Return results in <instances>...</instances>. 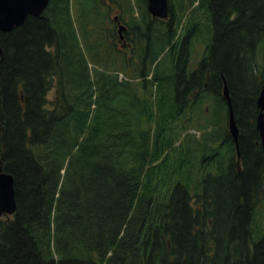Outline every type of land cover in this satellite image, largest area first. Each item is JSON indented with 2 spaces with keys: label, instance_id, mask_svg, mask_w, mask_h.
Masks as SVG:
<instances>
[{
  "label": "trees",
  "instance_id": "1",
  "mask_svg": "<svg viewBox=\"0 0 264 264\" xmlns=\"http://www.w3.org/2000/svg\"><path fill=\"white\" fill-rule=\"evenodd\" d=\"M98 1L49 0L0 30V169L16 199L0 264H264V0H169L163 19L146 0L109 16Z\"/></svg>",
  "mask_w": 264,
  "mask_h": 264
},
{
  "label": "water",
  "instance_id": "2",
  "mask_svg": "<svg viewBox=\"0 0 264 264\" xmlns=\"http://www.w3.org/2000/svg\"><path fill=\"white\" fill-rule=\"evenodd\" d=\"M48 1L49 0H0V30L8 31L14 26L22 24L29 14L41 15ZM168 6V0H147V9L154 16L167 17L169 12ZM123 27L124 25H119L118 31L121 32V28ZM222 94L228 107V131L235 142V148L239 156V129L234 118L231 97L225 78L223 79ZM257 105L259 107L257 127L259 129L261 143L264 147V82L257 96ZM15 209L16 199L13 176L11 173L0 169V215L2 213H12Z\"/></svg>",
  "mask_w": 264,
  "mask_h": 264
},
{
  "label": "rangeland",
  "instance_id": "3",
  "mask_svg": "<svg viewBox=\"0 0 264 264\" xmlns=\"http://www.w3.org/2000/svg\"><path fill=\"white\" fill-rule=\"evenodd\" d=\"M196 1V0H195ZM74 2V1H73ZM107 4H109V5H107ZM124 4V3H123ZM117 5H119L118 4V0H104L103 1V4H101V2L100 1H98L97 3H96V7L97 8H99V7H101V10L103 9V11L104 12H106V10L108 9V12L107 13H104V12H102L104 15H106V16H109V14L110 15H113L114 14V12H116V11H118V6ZM83 6H85L84 5V3H83ZM87 6L88 7H90V3H88L87 4ZM87 6H85V7H87ZM137 8H136V6L134 5L133 6V14H135V10H136ZM76 12H77V8H76ZM99 20H101V19H97V21L96 22H99ZM77 23H78V20H77ZM79 24V23H78ZM87 26L88 27H90V29L92 28V27H95V24L92 22V21H90L89 20V23L87 24ZM98 26H100L99 24H97V28H99ZM97 32H98V30H91V34H97ZM80 36V35H79ZM94 39H95V37H93ZM106 36H105V40H106ZM83 36H80V42H83ZM96 40V39H95ZM100 40H101V38H100ZM112 40V39H111ZM110 40V41H111ZM97 41H98V37H97ZM116 42H117V44H115L117 47H120L121 46V40H116ZM198 47V49H200V47L201 46H197ZM122 50H124V51H126V53H127V55H130V49L128 48V46L127 45H124V46H122V47H120ZM263 60H264V52H263V50L261 49V50H259V52H258V63H257V65H256V70H255V72L257 73V75L259 76V77H261V75H262V67H263ZM95 64H93L92 62L89 64L90 65V67H91V69L92 70H94V69H96V68H100L101 67V64H99V62H94ZM53 93L51 92L50 93V95H52ZM200 108H196V111L194 110V108H193V116H194V120H195V122L196 123H198V124H201V125H204L205 123H206V121H205V117L207 116V117H210L212 114H213V111H214V109H213V104H212V101L210 100V99H205L201 104H200ZM197 124V125H198ZM201 125H198L196 128H194V131L197 133V134H200V132H201V130H203L200 126ZM263 190H264V187H263ZM259 208H260V210L262 211V213L264 214V194H263V198L261 199V201H260V204H259ZM260 227H259V226ZM258 226V229H260L261 228V231H259L260 233H262V232H264V222H260V223H256V227Z\"/></svg>",
  "mask_w": 264,
  "mask_h": 264
},
{
  "label": "flooded vegetation",
  "instance_id": "4",
  "mask_svg": "<svg viewBox=\"0 0 264 264\" xmlns=\"http://www.w3.org/2000/svg\"><path fill=\"white\" fill-rule=\"evenodd\" d=\"M151 17H153V18H159V17H154L153 15H151ZM113 20L115 21V24H113V26L115 27V30L117 31V34H118V38H117V40L119 41V40H121V46H123V45H129V43L127 42V39H126V37H124V35H122L121 36V32H119L118 31V26L120 25V24H124L121 20H123L117 13L113 16ZM124 21V20H123ZM122 29V31L125 29L124 27L123 28H121ZM255 71V70H254ZM263 76H264V60H263V67H262V75H261V77H259L258 76V78L260 79V87H259V89H258V92H257V95H256V98H255V100H256V105H257V96H258V94H259V91H260V89L262 88V86H263V82H264V80H263ZM257 107H258V105H257ZM258 112H259V107H258ZM258 112H257V114H258ZM257 114H256V117H255V125H256V128L258 129V127H257ZM235 118V117H234ZM258 133H259V129H258ZM239 134V133H238ZM259 143H260V146H261V149H262V151H263V153H264V147H263V145H262V143H261V137H260V135H259ZM236 156H237V153H236ZM238 159H237V157H236V161H237ZM239 162V161H238ZM263 187H264V180H263V184H262V192H263V194H264V190H263Z\"/></svg>",
  "mask_w": 264,
  "mask_h": 264
}]
</instances>
